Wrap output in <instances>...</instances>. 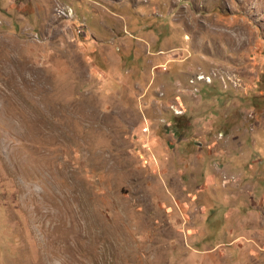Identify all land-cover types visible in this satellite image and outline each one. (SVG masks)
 <instances>
[{"label": "rangeland", "instance_id": "1", "mask_svg": "<svg viewBox=\"0 0 264 264\" xmlns=\"http://www.w3.org/2000/svg\"><path fill=\"white\" fill-rule=\"evenodd\" d=\"M0 264H264V0H0Z\"/></svg>", "mask_w": 264, "mask_h": 264}]
</instances>
